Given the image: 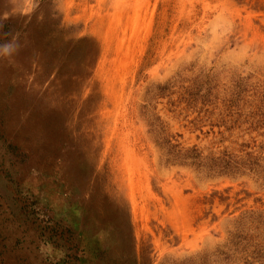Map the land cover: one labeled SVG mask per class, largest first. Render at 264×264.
<instances>
[{"label":"rangeland","instance_id":"obj_1","mask_svg":"<svg viewBox=\"0 0 264 264\" xmlns=\"http://www.w3.org/2000/svg\"><path fill=\"white\" fill-rule=\"evenodd\" d=\"M4 45L0 264H264V0H0Z\"/></svg>","mask_w":264,"mask_h":264},{"label":"trees","instance_id":"obj_2","mask_svg":"<svg viewBox=\"0 0 264 264\" xmlns=\"http://www.w3.org/2000/svg\"><path fill=\"white\" fill-rule=\"evenodd\" d=\"M163 144H165L168 147V158L167 160H183V161H190L191 164H194L196 162V160H198L200 153L197 151L196 148H193L191 151L187 150V151H183L182 149H177L178 146L176 145H172L170 143V141L165 140L163 142ZM221 163L216 164L215 166L217 168H222V172L225 171V169H227L231 163H228V161H225L224 165H219ZM246 238H242L241 240L236 242V246L239 245V243L241 241H243ZM254 240L252 238L247 239V245L243 247V252L244 254H248V244L252 243ZM252 254H254L253 257L255 258H264V243H258L256 245V247L254 248V250L252 251ZM249 256V255H248Z\"/></svg>","mask_w":264,"mask_h":264},{"label":"clouds","instance_id":"obj_3","mask_svg":"<svg viewBox=\"0 0 264 264\" xmlns=\"http://www.w3.org/2000/svg\"><path fill=\"white\" fill-rule=\"evenodd\" d=\"M0 51H2L3 53H7L9 51V46L4 45L2 48H0Z\"/></svg>","mask_w":264,"mask_h":264}]
</instances>
